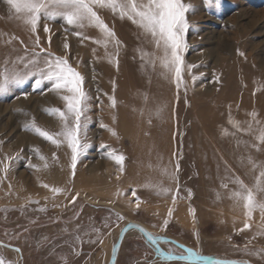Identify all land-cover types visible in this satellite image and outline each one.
<instances>
[{
    "label": "rangeland",
    "instance_id": "obj_1",
    "mask_svg": "<svg viewBox=\"0 0 264 264\" xmlns=\"http://www.w3.org/2000/svg\"><path fill=\"white\" fill-rule=\"evenodd\" d=\"M185 2L193 10L188 13L191 27L179 90L171 76L162 74L165 70L157 59L161 53L151 37L126 18L97 9L121 41L118 67L109 63L103 46L74 34L99 39L96 28H75L62 19L40 21L36 33L40 47L67 56L85 78L83 87L90 99L83 142L90 147L73 174L66 145L57 148L24 130V123L35 118L42 128L59 131V120L44 109L63 110L65 104L60 95L49 91V84L34 89L32 78L0 96V160L13 158L5 161L7 174L0 171V243L9 246L0 247V255L6 261L107 264L121 227L135 222L200 256L264 264V218L257 209L249 219L242 202L231 197L239 190L234 179L249 187L255 183L260 169L252 168L249 157L264 165V144L256 139L264 128V0H220L219 7L215 0L211 5L206 0ZM16 17L6 0H0V33L5 34L0 36V65L6 58L24 55L25 45L32 51L35 35ZM10 36L18 39L6 44ZM234 47L255 64L240 74V88L235 82L228 85L219 71ZM138 49L150 55L142 60ZM107 51L116 49L109 44ZM152 59L154 67L149 63ZM230 88L234 94H225ZM113 96L115 107L110 106ZM253 112L259 124L249 115ZM237 122L239 128L234 126ZM249 123L251 131H247ZM101 144L125 157L123 171L107 149H100ZM36 149L47 158V168ZM77 168L89 182L75 187L70 184L76 180ZM51 188L63 191L53 194ZM257 199L264 200V192ZM161 247L167 253L184 254L173 244ZM116 264L187 263L159 260L134 231L125 236Z\"/></svg>",
    "mask_w": 264,
    "mask_h": 264
},
{
    "label": "snow or ice",
    "instance_id": "obj_2",
    "mask_svg": "<svg viewBox=\"0 0 264 264\" xmlns=\"http://www.w3.org/2000/svg\"><path fill=\"white\" fill-rule=\"evenodd\" d=\"M11 8L17 14V19L21 20L26 27V30L35 35L33 41V48L31 53L28 52L25 45V53L22 56L13 58H6L2 65H0V96L9 93L13 86H21L29 79L35 78L34 89L39 88L44 84H49L51 87L49 91H53L60 95L64 101V109L46 108L45 113L49 116L57 118L60 122V129L57 132H50L35 122V118L31 121L25 122L23 127L25 131L33 132L42 137L44 140L51 142L57 148L66 145L71 152L70 167L74 170L77 162L84 156L90 145L83 142L87 135L88 117L86 113L89 111L88 93L83 87L84 76L78 72L69 63L67 56H57L50 51L40 47V37L37 33L38 26L42 19L56 20L62 19L64 23L69 26L83 29L86 27H93L100 33V38H92L84 35L83 32H76L75 35L81 36L83 39H92L94 43L105 48V55L109 63H115L118 67L119 48L121 41L116 37L114 30L105 23L102 16L97 9H104L118 15L121 19H128L135 24L141 33L145 36L151 37V42L160 51L161 55L157 58L160 62V67L165 71L162 73L165 78L171 76L176 84L177 90L183 85V69L184 59L183 54L187 49L186 34L191 25L188 22V13L193 10V6L185 0H6ZM206 3L211 5L212 0H206ZM220 0H215V5L219 7ZM49 28L45 24L44 32H48ZM5 34L0 33V36ZM18 37L10 36L6 44H11L13 40ZM23 44V41H21ZM112 44L116 49L114 53L107 51L108 45ZM69 45L64 44V48L68 49ZM39 48V51L36 49ZM141 52V59L144 60L150 54L138 49ZM95 53V49H93ZM42 54H44L42 56ZM243 55V53H239ZM154 55V54H153ZM149 63L155 66V59L149 60ZM22 66V67H21ZM189 68L192 66H188ZM111 107H115L117 101L115 97H110ZM22 111V110H20ZM27 115V113H25ZM253 120L259 124L256 119L257 113H249ZM231 122V118H230ZM103 126V125H102ZM239 128V124L234 125ZM252 124L249 123L247 131H251ZM112 131V130H110ZM113 135H116L112 131ZM259 144H264V128L259 130V135L256 136ZM259 150L258 145H253ZM100 149L108 151L110 158L114 159L117 164L121 165L123 171V161L125 157L122 154H116L115 150L108 149V146L101 144ZM38 158L44 161V168L48 167L47 158L36 149ZM55 159V153H53ZM12 157L5 156L4 160H0V171L7 174L9 165L5 161L12 160ZM249 164L255 170L260 169L259 174L255 177V183L249 187L243 181L236 178L233 180L238 185L237 191L231 193V197L237 202H242L245 209V215L251 219L255 210L259 209L262 218H264V200H258L257 194L264 192V165L255 162L251 157L248 158ZM33 168H38L37 165H31ZM177 170L179 164L177 163ZM151 186V185H146ZM222 187H227L222 184ZM43 187L48 188L49 185L44 184ZM53 194H58L63 191L61 188H51ZM160 191L167 193L169 189H161ZM176 197L173 196L175 201ZM75 200V197H73ZM139 203V201H137ZM43 210V209H41ZM172 214V209H169V216ZM118 215V219H123ZM168 220L164 221L166 227ZM131 227L138 229L149 242L153 245L162 237H157L154 234L147 232L139 225H132ZM245 228L249 227L245 223ZM79 239V237H77ZM103 243V241H100ZM171 243V242H170ZM3 247V245H0ZM184 250V255L180 258L185 260L200 259V253L190 248H185L184 245H179ZM20 252V249H14ZM115 251V248H114ZM156 251L164 258L170 259L173 256L171 251L167 256ZM0 264H13V262L6 261L0 255ZM231 264V262H229Z\"/></svg>",
    "mask_w": 264,
    "mask_h": 264
},
{
    "label": "water",
    "instance_id": "obj_3",
    "mask_svg": "<svg viewBox=\"0 0 264 264\" xmlns=\"http://www.w3.org/2000/svg\"><path fill=\"white\" fill-rule=\"evenodd\" d=\"M132 225H139L140 227L144 228L147 232L152 233L151 231H149L148 229H146L143 225H141L139 223L126 222L121 227V230H120L117 238L114 240V242L112 244L111 252H110V257H109V260H108V263L107 264H116V261H117V258H118V254H119V250H120L121 244H122L125 236L127 235V233L130 232V231H133V230L136 231V232H138L139 235L142 237V239L149 246H151L153 248V250L155 251V254L158 257V259L161 260V261H166V262H183V263H187V264H229V262H231V264H250L248 262H243V261H240V260L223 259V258H217V257H213V256H200V259L199 260H196L195 258H193L192 260H185V259L180 258L182 255H175V254H173L172 258L167 259V258L162 257L156 251V249L159 248L160 249V252L161 253H164L165 256H167L168 253L162 249L161 245H164V244H173L174 246L178 247L184 253V250L179 247V245H182V244L178 243L177 241H175V240H173L171 238H167V237L155 235L157 237H162L163 239L159 240L157 242V244L153 245L151 242H149L147 240V238L144 236L143 233H141L138 229L131 227ZM0 245H3V247L5 246V247H8L9 248V246H6V245H4L2 243H0ZM114 248H115V251H114ZM185 248H188V247L185 246Z\"/></svg>",
    "mask_w": 264,
    "mask_h": 264
},
{
    "label": "bare ground",
    "instance_id": "obj_4",
    "mask_svg": "<svg viewBox=\"0 0 264 264\" xmlns=\"http://www.w3.org/2000/svg\"><path fill=\"white\" fill-rule=\"evenodd\" d=\"M239 53H243L242 52V49L240 47H237V48L234 47L232 49V53H231L232 57L230 59H228V60L224 59L221 62V65L223 66L222 67L223 69L222 70H219V71H223V73L225 74V80L224 81H226L228 85H230L231 83L235 82L236 84H238V86H239L238 88L241 87V84H240V74H242L243 71L245 72V70L247 72L251 71L254 68V65H255V64H253L254 62L251 61L250 56L247 57V55H246L247 58H245L244 55H240ZM243 63H245V65L241 66ZM219 71H216V72H219ZM231 89L232 88H230L229 91L226 90L225 94H234L235 90H231ZM246 89L248 91L251 90L252 89L251 88V85H248ZM133 129H135V128H133ZM131 130L132 129L130 127V131ZM122 136H125V134H123ZM95 167H97V166H93L92 169L95 168ZM105 170L107 171L108 168H106ZM115 171H117V169H115ZM75 173H76V176H75L76 177V180H75V182H73V184L71 183L70 185L77 187L79 185H82L84 183L87 184L89 182L88 179H86L84 177V173H81L78 168L75 171ZM99 202L101 204H108V203H106L104 201H99ZM112 207H114V210H116L117 212L120 213V210L116 206L112 205ZM133 232L134 231L128 232L126 236L133 235ZM115 236H116V234H115Z\"/></svg>",
    "mask_w": 264,
    "mask_h": 264
}]
</instances>
